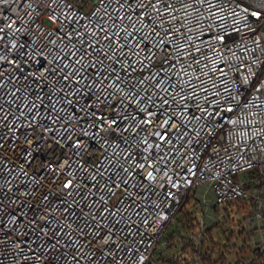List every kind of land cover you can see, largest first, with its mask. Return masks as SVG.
Instances as JSON below:
<instances>
[{"label": "built area", "instance_id": "built-area-1", "mask_svg": "<svg viewBox=\"0 0 264 264\" xmlns=\"http://www.w3.org/2000/svg\"><path fill=\"white\" fill-rule=\"evenodd\" d=\"M203 186L264 219V0H0V264H162Z\"/></svg>", "mask_w": 264, "mask_h": 264}, {"label": "rangeland", "instance_id": "rangeland-1", "mask_svg": "<svg viewBox=\"0 0 264 264\" xmlns=\"http://www.w3.org/2000/svg\"><path fill=\"white\" fill-rule=\"evenodd\" d=\"M249 176L250 173H242L237 176V180L245 182ZM248 191L251 200L237 201L227 205L224 210H220L214 204L213 191L208 186L200 187L195 192L190 204L181 209L175 219L176 222H172L163 237V241L168 238L174 229L179 230L184 227V230L183 228L180 229L183 234L182 237L176 236L173 242L166 247L163 244L159 245L154 252V259L162 264H169L170 260H174L177 264H188V255L185 257L183 252V247L188 243V240L185 241L184 239L186 237L190 238V235H192L185 232V225L189 224L190 220V217L186 215L187 213L192 215L196 224L202 222V216L205 219L208 233L205 236L207 242L202 245V253L208 251L214 262L220 261L223 254L226 255V263L218 262L216 264L254 263L263 245L262 243H264V219L258 221L254 218L252 225H250V217L255 215L256 205L252 201L255 195L254 190L249 187ZM262 195L264 198V186L262 187ZM204 199H207V204L204 203ZM179 220L181 222H178ZM216 224H219V227ZM250 229H253L254 232L250 233ZM232 244L236 246L235 249L229 247ZM199 264H204L202 257L199 259Z\"/></svg>", "mask_w": 264, "mask_h": 264}, {"label": "trees", "instance_id": "trees-1", "mask_svg": "<svg viewBox=\"0 0 264 264\" xmlns=\"http://www.w3.org/2000/svg\"><path fill=\"white\" fill-rule=\"evenodd\" d=\"M191 200H192V199H189V200H188V202L186 203L185 207L188 206V204H190V201H191ZM183 213H184V212H183ZM186 215H187L188 217H190L189 224L185 225V230H186L185 232L188 234V233H191V232H193V231H196V229H197V224H196V222H195V219L192 218V215H191V214H187V213H186ZM175 222H176V221H174V223H175ZM178 222H181V220H179ZM178 222H177V223H178ZM182 228H183V230H184V227H181L180 229H182ZM180 229H179V230H175V229H174V231L168 236V238L165 240V242L167 243V245H168V244H171L176 236H181V237H182L183 234H182V231H180ZM169 246H170V245H169ZM188 246H189V245H187L186 247H183V249H184V248H185V249L188 248ZM167 248H168V247H167ZM234 248H235V247H234ZM205 253H206V254H205ZM205 253L201 255L204 264H216V263H218V262H223V263H226V262H227V261H226V257L223 256V255L221 256L220 261L214 262L212 255H210V253H208V251L205 252ZM260 261L262 262V263H260V264H264V257H261V258H260ZM168 263H169V264H170V263H171V264H177L174 260H170ZM255 264H259V263H255Z\"/></svg>", "mask_w": 264, "mask_h": 264}, {"label": "crops", "instance_id": "crops-1", "mask_svg": "<svg viewBox=\"0 0 264 264\" xmlns=\"http://www.w3.org/2000/svg\"><path fill=\"white\" fill-rule=\"evenodd\" d=\"M251 177V175L247 178V180ZM250 189L255 190V188L253 186H250Z\"/></svg>", "mask_w": 264, "mask_h": 264}]
</instances>
